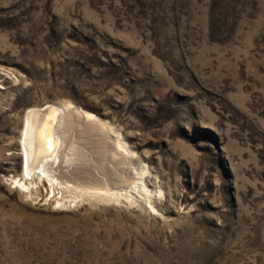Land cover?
<instances>
[{
    "label": "rangeland",
    "instance_id": "1",
    "mask_svg": "<svg viewBox=\"0 0 264 264\" xmlns=\"http://www.w3.org/2000/svg\"><path fill=\"white\" fill-rule=\"evenodd\" d=\"M0 264H264V0H0Z\"/></svg>",
    "mask_w": 264,
    "mask_h": 264
},
{
    "label": "bare ground",
    "instance_id": "2",
    "mask_svg": "<svg viewBox=\"0 0 264 264\" xmlns=\"http://www.w3.org/2000/svg\"><path fill=\"white\" fill-rule=\"evenodd\" d=\"M59 108L46 107L39 111H30L24 134L27 176L30 178L47 176L57 184H59L58 180L53 179L49 173L60 163L61 139L57 133L58 128L56 129L57 119L60 116L57 113H62L57 112ZM85 118L91 117L85 115ZM58 123L60 124V120Z\"/></svg>",
    "mask_w": 264,
    "mask_h": 264
}]
</instances>
